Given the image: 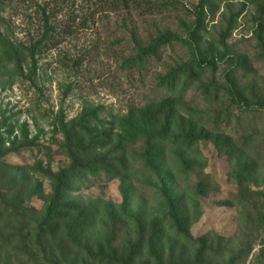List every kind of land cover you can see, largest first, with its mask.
I'll list each match as a JSON object with an SVG mask.
<instances>
[{
	"label": "rangeland",
	"instance_id": "1",
	"mask_svg": "<svg viewBox=\"0 0 264 264\" xmlns=\"http://www.w3.org/2000/svg\"><path fill=\"white\" fill-rule=\"evenodd\" d=\"M45 23L59 42L37 57L35 83H0V119L17 121L10 140L21 139L20 128L36 143L1 162L27 171L7 170L0 180L7 201L14 190L21 199L18 213L0 208V264H55L46 257L56 264H197L199 253L206 264H264V0H0V32L11 42L29 45ZM68 26L72 33H64ZM163 32L179 40L124 67ZM200 53L218 61L196 78L179 77L176 94L184 93L176 108L196 114L190 121L206 132L186 156L165 155L172 167L165 183L144 167L138 142L125 151L123 178H76L59 219L39 230L54 196L49 172L71 164L60 115L69 122L103 108V124L90 126L98 137L131 109L165 97L163 79ZM227 82L245 101L232 102ZM216 116L223 121L214 131ZM112 144L82 157L97 165L119 159L108 152Z\"/></svg>",
	"mask_w": 264,
	"mask_h": 264
},
{
	"label": "trees",
	"instance_id": "2",
	"mask_svg": "<svg viewBox=\"0 0 264 264\" xmlns=\"http://www.w3.org/2000/svg\"><path fill=\"white\" fill-rule=\"evenodd\" d=\"M130 1L132 0H124V4L128 5ZM199 23V26H197L193 33L199 31L201 27ZM56 31L54 27L48 26L47 23H45L44 32L41 37L34 40L29 45L11 42L0 32V83L5 84L8 82L13 84L16 81L35 83L37 57L45 53L47 49L55 47L53 40H56L57 43L59 42V40H57L59 33ZM71 31L72 26H68V28L64 30V33H72ZM177 40H179L178 37L172 33H161L149 45L140 47L135 58L125 60L124 67L132 68L134 65H141L147 57L156 55L161 46L171 44ZM217 61L218 58L211 57V59H207L202 53L198 55L194 54L190 61L178 65L176 69L168 74V77L163 79V82L169 85L165 97L148 104V106L143 109H131L128 114L116 121L117 125L114 128L102 127V132H100L98 137H93L92 128L90 126H92L93 123L99 122L97 113L103 108H93L91 111L84 112L78 118L69 122H65L63 116L60 115L58 125L64 137L63 148L65 153L69 156L71 164L66 170H60L55 174L49 172L50 180L53 182L52 188L54 190V196L49 200L46 206V220L42 222L39 230H42L47 224L54 223L55 220L59 219L60 216H58V214H61L59 208L61 207L60 203H62L63 194L70 190V185L76 178L82 182L87 175L96 177L101 173L110 178L116 176L123 178L128 165L127 161L123 158L125 156V151L134 152L133 146L138 142H141L140 148L142 152H138L137 154L140 160L143 161L144 167L160 178L164 177L163 173L169 175L172 167L170 164L168 166L165 165V155H172L173 152H177L180 153L182 157L186 156L189 149L197 144V141L201 138V134L199 133H202V130L206 132L204 126L199 127V131L197 132V127L194 122L190 121L194 119L193 116H197L196 114L191 112L187 115V118L182 115V113L178 112L176 107H178V102L182 101L181 99L184 91H182L183 93L179 92L176 94L177 81L179 77L184 75L188 80L196 78L203 74L205 66H215ZM63 65L66 66L65 64ZM25 66L28 68L26 73ZM227 83V85L230 86L228 91L232 102L238 103V101H245L239 91L231 86L232 83ZM186 84L187 82L184 83L185 86ZM169 92L170 94H168ZM222 115L225 116H223V119L226 117L228 119L229 117L225 113H222ZM108 116L112 121L116 120V116L113 114H108ZM219 117L220 116H216L215 118L214 131L218 129L221 121H223L221 118L219 119ZM99 123L101 125L103 124V122ZM15 127H17V121L13 120V117L6 118L2 114V119H0V130L4 129L5 131L0 133V180L4 179V174L7 170L15 175L20 171L22 172L20 175H23L24 172L27 171V169L17 167L6 169V166L1 163L6 155L23 148L36 147L35 141L33 139L29 140L27 134L21 131L20 128L18 129L20 130L21 139L18 140L19 137H15L10 140ZM87 136L89 137L88 140L83 141V137ZM112 142H115V144L110 146L108 152L114 151L115 154H119V156H121L119 159L112 157V161H102L101 164L97 165L94 161L86 160L82 157L86 153L91 152L90 150L95 152V147L104 149ZM6 143H9L8 146ZM165 179V177L162 178V184L165 183ZM36 188H40L39 183L36 185ZM36 188L31 187L30 189L31 191L33 190V193H36L34 192L38 190ZM169 193L170 192L167 191L168 197L171 196ZM3 195L4 192L0 191V208L4 206L7 208L13 207V210L18 213L21 208L20 194L14 190L12 196L9 197V201L5 198L8 194ZM169 202L172 207L170 212V214H172L171 219L175 227L181 233L184 231L183 223L176 215V203L171 197ZM152 253L157 256L153 249ZM51 254L52 253H50V255ZM102 257L104 256L102 255ZM114 258H116V256H113L111 259ZM46 259L51 262L53 261L55 264L57 263L55 260L48 257H46ZM196 263L206 264L200 253L196 255Z\"/></svg>",
	"mask_w": 264,
	"mask_h": 264
}]
</instances>
